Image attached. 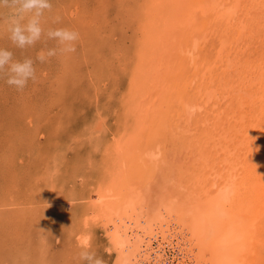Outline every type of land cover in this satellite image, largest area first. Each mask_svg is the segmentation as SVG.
<instances>
[{
    "label": "bare ground",
    "instance_id": "obj_1",
    "mask_svg": "<svg viewBox=\"0 0 264 264\" xmlns=\"http://www.w3.org/2000/svg\"><path fill=\"white\" fill-rule=\"evenodd\" d=\"M185 1L187 5L176 16L178 20H171L174 17L170 19L166 11L170 6L177 10V0H148L149 4L144 6V16L149 17L140 28L147 37L142 45L144 60L140 78L136 82L137 88L142 89L140 85L145 87L144 82L148 80L163 91L165 99L161 100L159 107L156 102H151L153 106L149 104L146 108V104L144 109L139 108L141 111L148 110L150 116L145 123L141 112L137 116V123L132 130L139 129V132L135 131L139 136L138 139L135 137L136 146L131 147L134 137L130 135L133 132L129 135L130 140L124 141L125 135L120 138L126 144L123 145L128 150L125 152L137 148L136 156L130 152L129 157L125 153V156L116 158V152L123 153L119 143L109 150L110 155L117 160V174L124 173L129 179H126L123 191L120 188L121 195L118 194L120 191H116L117 185L114 184L116 188H112V183L99 189L95 198L98 204L93 206V200V204H87L85 225L101 221L108 229L109 244L118 255L116 264H176V258L181 264H264V67H260L263 63L258 65L250 61L251 57L258 54L264 59V30L256 32L250 27V33L242 34L249 29L248 21L251 18H264V3L258 4V0ZM179 3L181 6L184 1ZM252 4L256 9L250 7ZM223 17L228 26L219 20ZM221 25L223 31H234L235 37L242 34L245 38V34H250L245 41L257 45L258 50L249 53L250 49L245 51L242 46L222 45V49L218 47V53L211 56L215 48L209 47L212 38L208 36L217 34V27ZM244 38L240 37L241 40ZM156 40L159 43L169 40L166 42L172 48L168 50L170 55L162 58L160 66L156 67L159 71L155 72L153 63L154 60L159 61L160 55L154 59L149 58L148 54L153 46L158 45ZM232 81L240 82V87L227 89ZM148 97L154 99L153 96ZM174 97L176 102L172 101ZM204 97L210 98L212 102L218 97L224 105L221 107L222 103H217L213 111L206 108L209 114L204 119L197 118L199 124L194 123L195 112L190 111L189 107L193 109L197 104H191L190 101L195 98L196 101H202ZM133 101L126 100L122 106L127 110L133 106L134 109L137 105ZM198 104L201 110L207 107ZM151 106L157 107V112L151 111ZM187 109L189 111L186 112ZM133 114L136 116L133 112L126 118L131 120ZM184 115H189L185 118L191 126L182 125ZM139 117L142 122L138 120ZM211 118L213 122L207 125ZM190 130L198 136L192 145L184 137ZM186 143L189 145L187 149ZM184 146V153L187 154L181 155L183 163L170 165L166 150L170 152ZM108 167L110 171L111 166ZM174 170H178V174L174 172L178 177L169 175ZM116 177L119 179V176ZM53 184L55 186V182ZM108 204H112L110 207L113 209L110 210ZM96 208L98 210H94Z\"/></svg>",
    "mask_w": 264,
    "mask_h": 264
},
{
    "label": "rangeland",
    "instance_id": "obj_2",
    "mask_svg": "<svg viewBox=\"0 0 264 264\" xmlns=\"http://www.w3.org/2000/svg\"><path fill=\"white\" fill-rule=\"evenodd\" d=\"M178 1H184V3L180 6L181 3ZM50 2L51 10H46L41 18L45 32L49 28L66 27L78 31L79 40L76 42L74 53L57 55L49 58L45 63L36 60L38 52L46 47H55L56 42L49 40L44 35L31 47L24 49L16 47L9 39L4 23L9 13L5 9H0V48L11 51L14 59H33L36 69L35 79L29 80L23 91H17L14 87H10L6 83L4 73H0V264H85L79 259V252L81 246L86 245H90L91 250L96 252L106 264H116L118 255L114 253L116 251L109 244L108 229L103 226L101 221L85 225L86 217L84 215L87 204L95 203L93 206L98 204L95 202V198L97 199L99 189L101 187L104 189L108 183L109 186L112 183L114 189L117 185L116 191H120L121 193L118 192L120 195L123 194L124 183L129 178L124 173L117 174L119 172L115 168L117 160L110 155L109 150L111 151L113 145L119 143L124 154L116 152V158L125 156V153L129 157L130 152L136 156L137 148H132L133 150L129 153L125 152L127 147L123 148V145H126L124 141L128 138L130 140V136H133L131 147L137 145L136 139L139 136L135 131L139 132V129L132 130L137 123L139 112L142 113L141 116L143 115L144 119L142 121L145 123L150 113L146 109V111H141V109H144L146 104H148L146 108L150 106L151 102H156V106L159 107L162 104L161 100L165 99L163 91L159 90V87L153 86L154 83L148 80L143 81L149 87L140 85L142 89H138L140 87L137 88L136 83L140 78L144 60L142 45L147 37L146 32L142 29L141 31L140 28L144 23H147L146 19L149 16H144V6L149 3L148 0H50ZM261 2L264 3V0H258V4ZM185 4L187 5L185 0H177L179 7L177 10L174 6H170L172 9L167 7L169 18L171 19L173 16L174 19L171 20H178L179 18L176 16L185 10L183 9L186 7ZM254 6L250 5L251 8ZM174 9L175 11H173ZM170 13H175V15ZM57 18H59V22H57ZM224 18L219 20L225 23L227 20ZM257 19L256 17L251 18L248 21V31L246 30L242 34L250 33L251 28L256 32H262L264 18ZM221 27L222 25L217 27V34L208 36L209 39L212 38L209 41V47L215 48L212 52L210 51L211 56L215 52L217 54L218 47L221 50L222 45L225 47L230 44H234L236 47L242 46L241 48H244L245 51L250 49L249 53L258 50L257 45L245 41L250 34H245V38L242 34L235 37L234 31H223ZM228 34L232 36L228 38ZM233 36L234 38H232ZM240 37L244 40H241ZM156 41L158 45L153 46L151 53L148 54L149 58L154 59L161 56L158 58L159 61L154 60L155 72L159 71V68L156 67L160 66L162 58L170 55L168 50L172 48L168 43L169 40H166L168 42L163 40L162 43H159V40ZM205 54L207 55V52ZM251 60L258 65L263 63L260 67H264L262 55H254ZM237 82L232 81L227 89L239 88L240 82ZM133 87H136L137 90ZM132 89L134 90L131 91ZM150 89L151 91H148ZM155 95L158 96L157 99ZM132 96L136 97L134 101ZM148 96H153L157 101L149 99ZM159 98L160 100H158ZM140 99L141 101H139ZM174 99L175 97L172 101L176 102ZM195 99L190 101L191 104H197L193 108L194 110L189 107L190 111L195 112L194 123H198L197 118L204 119L205 115L209 114L206 113V108L213 111V106L222 103V99L218 97L213 99L214 102L208 97H204L202 101ZM126 100H132L137 106H134V109L133 106L128 110L125 109L123 104ZM209 100L211 102H208ZM204 102L208 103L204 104ZM198 103L207 107L201 110ZM223 103L221 107L224 105ZM152 106L150 107L151 111L157 112L158 108ZM140 107L141 109H139ZM123 108L124 112L121 114L120 111ZM187 111L189 110L187 109ZM125 112L128 113L125 114ZM133 112L136 113V116L133 114L131 120L126 118ZM187 116L184 115L182 116L183 120L181 119V123L185 127L191 126V123L186 122L187 118L185 117ZM212 122L211 118L207 125ZM194 132L191 133L190 130L184 135L185 140H190L189 145L198 140V136ZM187 135L188 137H186ZM123 136L124 141H121L123 139L120 138ZM189 145L186 146V149ZM182 149L177 148L170 152L166 150V159L171 162L170 165L177 162L183 163L181 155L185 152V146ZM172 152L174 153L172 154ZM194 152H192L193 156ZM52 156L54 157L51 158ZM75 161L78 162L75 163ZM108 165L111 166L110 171L107 170ZM79 166H81L80 169ZM179 169L184 170V168ZM174 172L178 174V170H174L169 175L177 176ZM116 176H119V179ZM107 206L110 210L113 209L110 207L112 204ZM82 228L86 231L81 230ZM86 232L90 234L88 235ZM170 256L173 258V255ZM175 260L176 264H181L179 258Z\"/></svg>",
    "mask_w": 264,
    "mask_h": 264
},
{
    "label": "clouds",
    "instance_id": "obj_3",
    "mask_svg": "<svg viewBox=\"0 0 264 264\" xmlns=\"http://www.w3.org/2000/svg\"><path fill=\"white\" fill-rule=\"evenodd\" d=\"M50 0H0V9L8 11L4 21L9 39L18 48L31 47L46 35L56 42L55 47L41 49L36 57L40 63L57 55H69L76 51L79 32L66 28H49L46 32L41 24V18L46 10H51ZM59 22V18H57ZM0 73L6 76V83L17 91H23L29 80L36 77L35 61L31 58L14 59L13 53L0 48ZM79 259L85 264H106V262L91 250L90 245L81 246Z\"/></svg>",
    "mask_w": 264,
    "mask_h": 264
}]
</instances>
